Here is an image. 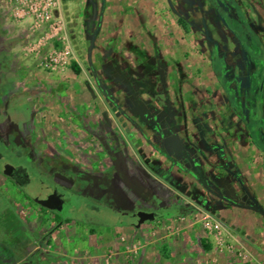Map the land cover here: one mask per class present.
Returning <instances> with one entry per match:
<instances>
[{"label": "rangeland", "instance_id": "374dc122", "mask_svg": "<svg viewBox=\"0 0 264 264\" xmlns=\"http://www.w3.org/2000/svg\"><path fill=\"white\" fill-rule=\"evenodd\" d=\"M217 5L210 0H61L58 16L66 42L53 43L52 70L41 65L44 54L26 53L34 37L26 23L12 16L8 0H0V110L6 106L11 121L31 123L29 140L39 152L70 157L94 173L108 171L115 158L121 182L139 193L151 188L163 197V214L137 227L129 222L133 217L103 206L59 223L24 193L38 195L35 170L22 188L0 174V264H172L163 237H182L196 226L212 246L210 253L199 246L206 256L201 264H264V247L250 237L238 239L221 215L225 204H236L260 214L257 224L264 229V215L254 205L264 209L258 192L244 182L227 184L243 178L244 167L247 175L264 177V93L259 87L264 0ZM250 24L257 35L249 31ZM216 45L226 54L224 76L236 80L230 83L233 103L237 96L243 106L247 103L243 120L233 113L227 83L223 86L219 78L223 58L211 52ZM227 131L254 132L243 147L248 158L236 154L245 150L234 137H224ZM251 151L256 152L257 171L250 166ZM217 175L220 187L214 186ZM103 196L106 201L108 195ZM209 219L222 227L220 234L208 232ZM73 227L76 235L72 231L69 237L66 232ZM114 228L124 232L117 234ZM133 228L137 233L130 237L125 232ZM119 252L124 256L120 263ZM143 253L151 257L141 258Z\"/></svg>", "mask_w": 264, "mask_h": 264}, {"label": "flooded vegetation", "instance_id": "af4514ba", "mask_svg": "<svg viewBox=\"0 0 264 264\" xmlns=\"http://www.w3.org/2000/svg\"><path fill=\"white\" fill-rule=\"evenodd\" d=\"M5 107L0 110V174L13 186L22 188L31 182L35 170L38 183L34 193L38 195H32L28 190H24V193L30 196L29 200L39 210L58 218L59 223L71 218L73 214L84 217L89 208L99 211L101 206L116 215L133 217L130 223L136 221L137 213L140 216L145 214L141 223L163 214L162 193L148 191V188L144 193H139L133 185L131 189L126 187L121 182L117 159H111L112 166L105 173H94L70 157L55 152L41 153L29 140L31 123L11 121L7 118ZM261 134L263 131L259 132L258 137ZM261 139L264 143V138ZM154 192L158 193L156 200L151 195ZM49 194V201L42 206L32 199L34 196L46 198ZM103 195H108L106 201L100 199Z\"/></svg>", "mask_w": 264, "mask_h": 264}, {"label": "crops", "instance_id": "0c3cea01", "mask_svg": "<svg viewBox=\"0 0 264 264\" xmlns=\"http://www.w3.org/2000/svg\"><path fill=\"white\" fill-rule=\"evenodd\" d=\"M246 7L252 8L253 6L249 4ZM6 8H8V7H6ZM256 13H258V12H256ZM258 15H260V14L258 13ZM261 24L262 23L259 22V25H261ZM253 26L254 25L250 24L249 31L251 32L254 29V31H255V33L257 35V28H255ZM228 33L231 36H233L230 31H228ZM228 54L231 55V53H228ZM225 56H226V54H225ZM209 62H210V60H209ZM79 71H80V69H79ZM212 72H213V70H212ZM234 81L235 80L232 79V82H234ZM263 93H264V83H263V92H262V95H263ZM263 99H264V97H263ZM262 102L264 104V100ZM238 119L243 120L244 119V116H242L241 118L238 117ZM231 132L232 131L225 132L224 137H232V138L234 137L235 138L234 141L236 140V143L239 145L240 149H244L243 147L247 145V141L250 140V138L254 136V132H252L250 134V132H248V131H245V132H240L239 131V132H235L234 135ZM212 138H215V136L212 135ZM213 141H215V140H213ZM178 142L179 141L176 140V142H175L176 144H174L175 145V150L177 151L176 154L178 153V144H179ZM170 143H171L170 145H173V142H170ZM255 153L256 152H253V151L250 152V154H252V155H249L250 156V160L249 161L251 163L250 166L252 168L253 167L255 168L253 170L257 171L258 164H257L256 159H253V155H255ZM236 154L237 155L239 154L240 157L241 156H244V158H248L247 157L248 156L247 155L248 153L246 152V150L244 152V151H240L238 149V151H236ZM153 169L154 170H157L156 168H153ZM247 169H249V168H247V167H244L243 168V170L245 171L243 178H240V177L239 178H235V181L228 180L229 183H227V184H229V186H230L231 183L233 185L234 184L236 185L239 182L242 185V182H244L245 184L250 185L249 187L253 191H255V193L258 192V194H259V198H258L259 202L262 203V204H264V194H263V192H264V177L263 178H261V177L258 178L257 177V175L259 174L258 172H255L253 175H251V174L247 175V173H248ZM217 177H218V175L215 176L214 186L220 187L219 185H220L221 182L216 179ZM186 178H191V176L189 177V175H188V177L186 176ZM129 183L131 184L132 183V180L129 179ZM124 185L126 187L130 188V189L132 188V186L130 187L129 185H127L125 183H124ZM145 190H146V188H145ZM240 190L243 191L242 188H240ZM148 191H151V188H148ZM154 193H152L151 195L157 197V195L154 194ZM239 196L241 197V199L245 198V196H241V195H239ZM230 199H232V198L226 197V200H230ZM223 200H224V198H223ZM236 200H238V199H236ZM229 206H230V204H227V205L225 204L224 211L221 212V215L224 216L225 219H227V220L229 219L230 225H231V228H230L231 233L232 234H235L238 239H240V238L242 239L243 238L242 236H244V238L246 240L249 237L252 238V239H255V245L258 244V246L264 247V229H263L262 225L260 226L259 224H257V223H259V221H261L262 216H260V214L255 213L252 210H249L247 208H245V209H243V208H236L237 207L236 204H235V206H230V207ZM257 206H259V205L256 204L255 205V208ZM214 207L216 209H220V207H222V206L219 207L218 204H217V202L215 201ZM259 208H262V207L259 206ZM209 211L213 215H215L217 213V210H215V209H211ZM263 211H264V209H263ZM263 215H264V213H263ZM263 222H264V220H263ZM75 229H76L75 227L71 228L69 230V232H66V234L69 237L73 236V234H72L73 232L72 231L75 232ZM114 229H116V228H114ZM109 231L110 230H107L106 231L107 234H112ZM112 231L113 230H111V232ZM122 232H124L123 229H116V233L117 234L118 233H122ZM125 233L126 234H130L131 233V236L130 237H133V236H135V234L137 232H136L135 228H133V230H131L129 232H125ZM82 234H85V233L82 232ZM75 235H76V232L74 233V236ZM171 235L170 236H167V237H163V245H165V246L168 247V250H169L168 251V258H170L172 264H183V263L184 264H201L200 261H202V263H203V260L206 259L205 254L202 253V252H206L207 250H209V253L212 252L211 251V248H212L211 243L206 239L202 228H199L198 226H196L194 228H189L184 234L182 233L181 235H182L183 238L181 236H178V235H173V234H171ZM252 235L253 236H256V237L253 238V237H251ZM199 246H201V248H202V250H201L202 252L201 253H199L200 252L199 251ZM258 246H257V248H258ZM193 247L196 249V252L197 253H194L193 252ZM142 257L143 258H148V257H151V254L150 255L148 254V256H147L146 254L143 253L142 256H141V258ZM116 259L119 260V263H120V260H123L124 259V256L122 255L121 252L118 253V255L116 256ZM149 261L150 260H148V261L146 260V264H149L150 263ZM246 264H251V263L249 262V263H246Z\"/></svg>", "mask_w": 264, "mask_h": 264}, {"label": "built area", "instance_id": "2783aa9c", "mask_svg": "<svg viewBox=\"0 0 264 264\" xmlns=\"http://www.w3.org/2000/svg\"><path fill=\"white\" fill-rule=\"evenodd\" d=\"M11 4L10 11L18 22L26 23L30 36L34 37L29 48L26 49L28 55L35 57L46 56L41 65L47 69H54L56 65V49L53 45L55 41L66 42V32L64 21L60 14L61 0H8ZM56 15L58 17H56ZM48 48L46 54L44 50ZM62 54V53H61ZM66 62L65 59L62 60ZM209 233L220 234L222 227L212 219L205 223Z\"/></svg>", "mask_w": 264, "mask_h": 264}, {"label": "trees", "instance_id": "16d2710c", "mask_svg": "<svg viewBox=\"0 0 264 264\" xmlns=\"http://www.w3.org/2000/svg\"><path fill=\"white\" fill-rule=\"evenodd\" d=\"M62 1H67V0H62ZM211 2H213V4H214V7L216 8V9H218V5H217V0H210ZM219 1H225V0H219ZM221 16L220 17H222V15L223 14H220ZM221 19V18H220ZM181 21V20H180ZM221 22H222V24H223V26H224V22H223V20L221 19ZM227 26V25H226ZM225 27V26H224ZM240 32V31H239ZM216 51V53H219L220 55H221V58H223V60H222V65H223V68H222V70L220 71V73H218L219 74V78H220V80H221V82H222V84H223V86L225 85V83H227V85H225L224 86V89H225V91H228V93L230 94V97L228 96V100H229V103H230V105H231V107L233 106H235L236 108H238L239 109V107H240V105H241V102H243V101H241V99H239L240 97L239 96H237L236 98H237V102H235V103H233L234 102V97L235 96H233V90L231 89V87H230V83H232V80H229V79H227V77H225L224 75H225V73L227 72V70L229 69V68H226L227 66H228V64L226 63V61L224 60V58H225V53L222 51V50H219V48H218V46L216 45L213 49H212V53H214ZM211 53V54H212ZM210 61H211V59H210ZM212 63V62H211ZM72 69H73V71H75V73H77V74H79V68H78V65L76 64V63H72ZM225 77V78H224ZM234 77L236 78L237 76L236 75H234ZM228 94V95H229ZM230 99H231V101H230ZM233 100V101H232ZM252 102V101H251ZM252 112H250V114H251Z\"/></svg>", "mask_w": 264, "mask_h": 264}, {"label": "water", "instance_id": "95a60500", "mask_svg": "<svg viewBox=\"0 0 264 264\" xmlns=\"http://www.w3.org/2000/svg\"><path fill=\"white\" fill-rule=\"evenodd\" d=\"M250 79H251V77L249 76L248 77V80H249V83H250ZM236 81V80H235ZM249 83H248V87H249ZM257 83V82H256ZM263 83H264V74H263V76H262V79H261V81H260V85H259V87H260V90L262 91L263 90ZM262 94V93H261ZM256 98H255V100L253 99L252 100V105H256L255 103H256ZM246 105H247V103H246ZM250 105H251V103H250ZM242 107V108H241ZM244 107H245V105L243 106V104L241 103V105H240V109H238V108H236L235 106L234 107H232V111H233V113L234 114H236L238 117H242V116H244L245 117V114H243V112H242V110L244 109ZM248 112H247V116H249V114H250V110L248 109L247 110ZM251 119H252V116H251ZM256 130V129H255ZM260 131H263V127L261 128V129H258L256 132H258V134H259V132ZM258 136V135H257ZM48 189H50V188H47V190ZM222 189H223V191H225V193H230L229 191H227L228 190V185H223L222 186ZM50 197H51V195L49 194V195H47L46 196V198H36V197H33L32 199H33V201L36 203V204H38V205H45L48 201H49V199H50ZM226 197H228V196H226ZM226 197H224V198H226ZM237 199V198H236ZM257 203H254V205H256ZM255 209H257V210H259L261 213L263 212L264 213V211H263V209L262 208H259V206H257ZM145 214H141V216H140V214H135V217H136V221H134V222H132V225L133 226H139L140 224H141V219H142V217L144 216ZM148 220V219H147Z\"/></svg>", "mask_w": 264, "mask_h": 264}]
</instances>
